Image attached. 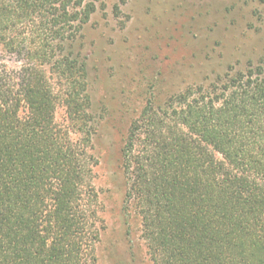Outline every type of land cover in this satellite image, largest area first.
Here are the masks:
<instances>
[{"label": "trees", "instance_id": "obj_1", "mask_svg": "<svg viewBox=\"0 0 264 264\" xmlns=\"http://www.w3.org/2000/svg\"><path fill=\"white\" fill-rule=\"evenodd\" d=\"M107 1L0 0V264H99L81 49ZM59 106L83 140L56 123ZM121 160L151 264H264L263 67L152 96Z\"/></svg>", "mask_w": 264, "mask_h": 264}, {"label": "rangeland", "instance_id": "obj_2", "mask_svg": "<svg viewBox=\"0 0 264 264\" xmlns=\"http://www.w3.org/2000/svg\"><path fill=\"white\" fill-rule=\"evenodd\" d=\"M81 51L90 153L99 162V264H151L140 222L125 205L121 149L130 124L152 96L163 103L231 71L264 68V0H108L85 28ZM56 123L84 139L85 122L72 125L63 106Z\"/></svg>", "mask_w": 264, "mask_h": 264}]
</instances>
